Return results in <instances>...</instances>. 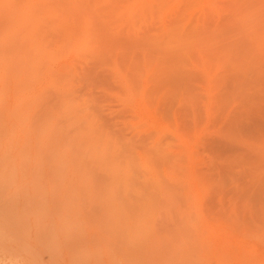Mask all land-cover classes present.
<instances>
[{"label": "rangeland", "instance_id": "obj_1", "mask_svg": "<svg viewBox=\"0 0 264 264\" xmlns=\"http://www.w3.org/2000/svg\"><path fill=\"white\" fill-rule=\"evenodd\" d=\"M0 264H264V0H0Z\"/></svg>", "mask_w": 264, "mask_h": 264}]
</instances>
